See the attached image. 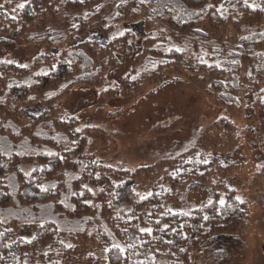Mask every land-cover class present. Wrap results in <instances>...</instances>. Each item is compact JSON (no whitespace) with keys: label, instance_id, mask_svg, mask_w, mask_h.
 <instances>
[{"label":"trees","instance_id":"obj_1","mask_svg":"<svg viewBox=\"0 0 264 264\" xmlns=\"http://www.w3.org/2000/svg\"><path fill=\"white\" fill-rule=\"evenodd\" d=\"M120 25L124 32L108 38ZM135 25L142 30L137 54ZM91 32L105 42L76 41ZM6 37L41 49L26 67L0 63V264H158L160 258L191 264L190 249L245 227V203L227 190L221 205L207 176L213 159L197 146L157 162L170 169L155 173L168 174L151 184L149 195L133 198V182L152 166L129 171L96 162L94 150L110 137L78 126L58 102L74 86L99 87L105 69L127 56L131 66L142 61L154 69L148 82L128 73L116 89L99 93V104L114 96L129 103L175 76L237 115L242 87L251 95L264 152V0H0V46ZM103 51L107 64L96 61ZM33 103L44 113L24 121ZM19 162L34 169L25 176ZM191 183L212 195L203 209L185 214L164 208L181 200ZM86 184L101 188L93 194ZM119 202L125 209L116 210ZM20 230L34 237L12 241Z\"/></svg>","mask_w":264,"mask_h":264},{"label":"rangeland","instance_id":"obj_2","mask_svg":"<svg viewBox=\"0 0 264 264\" xmlns=\"http://www.w3.org/2000/svg\"><path fill=\"white\" fill-rule=\"evenodd\" d=\"M135 29L133 51L137 54L142 30L140 25H135ZM124 30L123 25L117 26L108 38L121 35ZM6 39L7 43L0 46V63L26 67L40 54L39 45L16 46L8 42L9 37ZM94 39L105 42L96 32L79 35L76 41ZM108 56V52H99L96 61L106 63ZM153 70L142 61L131 66L127 56H119L114 66L105 69L104 81L99 87L74 86L59 100L58 105L69 118L78 122V126L100 128L108 134L109 142L94 150L96 162L129 171L152 166V171L141 170L142 175L131 183L133 198L149 195L151 184L159 183L168 174L155 173L161 172L164 166L169 168L166 164L157 167V162L197 146L198 152L205 154L207 159H213L207 176L218 192L217 199L224 201L226 191L232 190L245 203L247 212L245 227L238 233L214 235L197 248L190 249L188 256L191 264H264V152L258 141L256 117L248 105L250 93L240 88L242 107L235 115L225 106L212 102L184 79L166 76L129 103H125L120 96H114L99 104V93L116 89L120 79L128 73L131 79L143 84L148 82ZM43 113V106L33 103L26 108L24 121H31ZM165 126L168 129L164 132L154 134L152 131ZM33 167L26 164L24 168L22 162L16 166L25 176ZM85 186L93 194L101 188L89 184ZM164 188H168L166 183ZM183 190L181 200L165 205L170 213L189 214L195 209H203L212 199L210 191L197 183H191ZM126 207V210L130 209V206ZM123 208V202L117 203V211ZM34 234L29 230H20L12 241L19 238L28 242ZM158 264L169 262L160 258Z\"/></svg>","mask_w":264,"mask_h":264},{"label":"snow or ice","instance_id":"obj_3","mask_svg":"<svg viewBox=\"0 0 264 264\" xmlns=\"http://www.w3.org/2000/svg\"><path fill=\"white\" fill-rule=\"evenodd\" d=\"M24 6H25L24 4H19V5H18L19 8H23ZM13 18H14V17H13ZM220 203H221V205H223V204H224V201L221 200ZM142 231H148L149 234H150V232H151L150 229H148V230H142ZM114 247L118 248V249L120 250V252H124V251H125V249L121 248L120 245H118V244H117V245H114Z\"/></svg>","mask_w":264,"mask_h":264}]
</instances>
